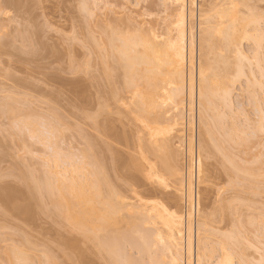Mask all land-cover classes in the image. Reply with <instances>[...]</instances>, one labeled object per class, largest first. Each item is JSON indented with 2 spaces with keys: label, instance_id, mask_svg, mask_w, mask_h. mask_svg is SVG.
I'll return each mask as SVG.
<instances>
[{
  "label": "bare ground",
  "instance_id": "obj_1",
  "mask_svg": "<svg viewBox=\"0 0 264 264\" xmlns=\"http://www.w3.org/2000/svg\"><path fill=\"white\" fill-rule=\"evenodd\" d=\"M138 1L140 3V0H137V2ZM254 1H256V0H209V2L203 3L204 8H203V6L201 7L200 5L198 6V4H197L199 9L201 8V10H199L200 15L198 18L199 21L197 23V37H195V34H196L195 27L191 28L192 24L190 23L191 18L195 17L194 12L196 9H194V8H198V7H193L194 10H191L192 5L196 6L194 0L193 1L192 0H163V3H164L163 7H165L163 9H167L166 11H168V13H167V15L165 14L166 17L163 21L164 27L163 26L162 27L164 29L162 28L161 29L162 31H159L157 29V32L159 31L160 33H162L164 30V32L161 35L160 34L158 35V33H154L155 32L154 30H156V26H154L155 28L153 27L152 29H150L151 32H150L149 36L145 37V38L143 37L144 35L142 36L143 33L140 35L138 33L139 30H136V29L130 28V29L124 30L125 29L124 28L123 30L122 29L121 30L125 33H122V31L118 32L116 30L117 28H115V26H113L111 23H108L107 25L103 26V28H101L99 26V30H101V31L98 34H99V36L101 35V38H100L101 40L98 38L96 39L95 37L93 38L91 36L92 42H90V41L89 42L93 43L92 46L94 45V47H98L97 51L99 49V51H98L99 53L96 52V50H95V52H96V54L98 53V55L100 57H103L102 61H103V63H106L105 65H107L105 67V65L102 64V65H104L105 69L104 68L103 69L106 70V74H105V78H103L101 85H104V80H105V82H108V80H111L112 78H114L112 76L114 74L113 72H115V70L112 72L114 66L111 68L112 69L111 70V69H109L108 64L110 63L109 61L112 60L113 52L117 51L118 55L115 54L116 57L114 55L113 58L115 57V59H113V60H116L115 63L118 62V65H120V67L122 68L121 71L124 70V79L125 80H122V81H123V85L125 86L124 89L126 91H128L130 96H131V106L133 107L132 110H130L131 108L129 106V108H130L129 114L132 115V116L130 115L132 121L134 120L133 125L136 121L135 125H139L140 127H142V128H140V131L142 129L143 135L139 131L135 133L136 134L135 141L137 140L136 137H138L137 142H139V145H138L139 150L137 148V151H138L137 154H139V159L135 158L136 157L135 155H131L133 152L134 153L137 152V151L135 152L136 148L133 151L134 147L133 148L131 147L132 152L131 153L129 152L130 146H131L129 143L127 144V147H129V149H128V151H126V152H128V154L126 155L128 160H126V158L124 159L123 157H121L122 151L120 152L121 154L118 155L117 152L115 150H113L114 148L112 149L111 146H110L111 148L106 146L107 147L106 151L110 155V157H108V155L106 154L107 155L106 157L109 158V161H106V162L102 159H99L98 157H97L98 159H95L96 156L94 158L93 157L94 154L91 156L95 160L91 156L88 157V154L90 155V153L91 154H92V152L94 153V151L91 152L90 149H89L90 153H88V154L86 153V155L84 154L85 155L84 157L87 159V161L85 160V158H83L81 160V162L78 160L80 162V164L77 161H75V162H77L78 164L74 163V161H73V163H71V162L68 163L69 161L65 157L68 156L70 161L73 160V157H71L72 158L71 159L69 155H67V156L66 155H59V154L53 153V151H52V153H50V156H52V154H56V156L53 155L54 157L53 156L51 157L52 162L49 161V162H51V165H49V168H48V171H47V174L45 175V177L42 175L43 180H41V181L37 180V178L35 177L36 175L35 176L33 175V177H35V179H34L32 177V174L30 175V173L28 172L30 176L28 175V177H26L25 173H24V176L26 178L22 177L23 179L25 178L24 179L25 184H24V186L22 185L21 189H17V188L14 189L11 187L9 188L8 186H7L8 188H5V189L3 188V190L1 189V192H0V195L2 193V200L1 201H2V204L5 205V208L8 211V213L13 212V213H17V214H23V216L31 218V216L33 217V215L37 211L39 212V209L43 210V209H41L42 208L41 206H42L44 200L50 201V203L52 204V207H54L53 209L55 210L54 216L57 215L58 218L60 217L62 219H65L63 221H66L67 224L69 223V226L71 227V231H74L76 233L81 234L88 241V243H90V245L94 244L93 246L91 245L92 248H94V249L98 248L99 254L102 255V257H104V254H105L104 260H106V264H161V263L162 264H211L214 259H215V261H214L215 264H247V261L245 260L246 259L245 256H247V254L245 255L244 254L245 252L241 253V251H239V246L241 247L240 238H242V237H240L241 231H235L234 230L235 225L233 227L234 232L233 231L232 232L227 231L229 234L223 233V236L221 237V239L219 238L220 240H218L217 245H215L216 240L213 239V237H214L213 235H214L215 231H217V228L214 227L215 225L212 224L214 222L212 221L210 216H212L213 213L215 215V212L216 213L218 212V211H216V209L218 210L219 207L215 209V212H213L212 215H210L212 209L210 210V214L207 215L206 214L207 210L205 212L204 208L202 207V200L200 198L201 196L199 195V193H197L195 196V197H197L196 203L194 202V192H193V188H192L193 182L190 181V183H192V184H190L188 181L189 184L185 185L186 181H185L184 175L186 172L184 173L185 170H184L183 166H181V163H180L181 159L183 158V157L180 158V155H181L180 153L184 152V151L181 152V149H184V148H182L183 145L180 146V144H182V142H183V140H182L183 136L180 139V137H181L180 133L183 134L182 131L185 130V129H183L184 128V120H185V117H184L185 114H183V113H185V111H183V109H185L184 108L185 107V100H186L185 96H186V98H187V96H189V98L191 99V103H192L191 104V106H192L191 111L194 109L193 104H195L194 103L195 98L197 101L196 103H198L197 104L198 106H196V108L198 111L197 113L199 114L198 117H199V123L200 124L199 123L198 124L200 125V129H201V131L199 130V132H198L200 134L201 141L198 139L200 142L198 143L199 147H198L197 152H196L197 153V155H196V157H197V160H196L197 168L196 169L198 171L197 175H199V174L203 175V173H205L204 172V170H205L204 166H206V165H205L204 161L207 160L205 158V156L208 154H212L213 151L217 152L218 155H221V153H222L228 158L229 152H227V151H228V149L231 150V147H234V145L239 144V146L244 145L245 147H247L248 140H246V139L243 140L240 137H239V139L237 138L239 136L238 134H241L236 129L237 127H232L233 129L230 131H228L229 130L228 129L227 130L228 132L226 130L222 129V127H220L222 125H220L219 122L221 121V119H224V121H225V118L222 117L223 113L222 112L220 113L219 110H217L218 109L217 104L222 103V105L225 106V108H223V109H226V107H227V109L232 108V105H233L232 98L234 95V91L236 89L237 81H239L243 77H247L248 83H253V81L250 77L254 76V74H253L254 72H253V69L250 68L251 67L250 66L251 65L250 58H249V56H247V54H246V52L242 46V41L243 40H252L254 42V45H255L257 50L264 47L263 46L264 34L261 32L262 30L260 29V23H261V20L263 19L264 15L258 14V12H256L255 4L253 3ZM261 1L263 2L264 0H260L259 2H261ZM149 2L147 1V4ZM151 2H152V0H151ZM155 4H157V3L155 2ZM240 5L246 9V12L241 11ZM149 6H147V7H149ZM156 8H158L160 10V6H158ZM159 10H158V13H160ZM162 11H164V10H162ZM0 12H1V10H0ZM142 16H143V14H142ZM129 17H131V16L129 15ZM127 19L132 20L133 18L132 19L127 18ZM121 20L123 21L126 19L124 18ZM156 22L158 23V20ZM192 26H195V25H192ZM149 28H151V27H149ZM118 29L120 31V28H118ZM24 31H26V30H24ZM20 33H21V31H20ZM26 33H27V31H26ZM23 37H25V36H23ZM117 39L120 43L117 41ZM95 40H97L96 44H95ZM98 40H100L101 42H98ZM31 43H33V42H31ZM116 43H118V44H116ZM53 53H54V51H53ZM191 54H192V57L196 54V58L195 57L191 58ZM257 57H258V54L255 55L256 59H257ZM190 59L191 60L194 59V62L196 63V69L194 66L195 64L193 65V63H194L193 60H192V63H190L191 62ZM195 59H196V61H195ZM102 61H100V62H102ZM115 63L113 62L112 64H115ZM248 65L250 66L249 68H248ZM109 66L111 67V63L109 64ZM117 67L118 66L116 64L114 69H116ZM189 67L192 68V72L193 71L196 72V74H195V72H193L194 76H196V79L194 78L193 74H190L191 70H188ZM99 72H101L100 69H99ZM117 74H115V75L117 76ZM111 76H112V78H111ZM95 78H97V77H95ZM53 79H55V77ZM101 79L98 78V81L99 80L101 81ZM114 80H116V77ZM195 80H196V85H195ZM111 81H113V80H111ZM113 82L115 83V81H113ZM106 84H108L107 85L108 89L112 88V86L110 88L109 82ZM106 84L104 85V87H106ZM124 86H122V87H124ZM189 87H190V89H189ZM100 95L101 96H99V97H101V98L104 96L103 97L104 99L102 98V101L106 100V101H104V102H106V104H104V105L107 106V108H108V106L112 105V104H109L110 102L108 100H112L111 103L114 100V103H115V101H116L115 99L118 98L117 96L115 98L113 93H111L109 90L104 92V94H100ZM97 99H99V98H97ZM6 101H8V100H6ZM10 101H12V99H10ZM99 102H100V100H99ZM217 102H219V103H217ZM10 103L11 104L14 103V105L17 104L16 101H14L13 103L12 102H10ZM24 105H25V103H24ZM3 106H5V105H3ZM16 106H19V105H16ZM5 107L10 108L11 106L9 105V107L8 106H5ZM5 107H2V108L0 107V109L4 108L2 111L3 113L6 111ZM165 108L167 110L164 111ZM13 109H15V108L13 107ZM13 109L10 108L7 110V112L14 114L16 111H14ZM100 109H102V111H103V108H100ZM108 109H110V107ZM223 109H221V110L223 111ZM54 111H56V110H54ZM230 111H232V110H230ZM166 112H167V114H169L171 116H169V115L167 116V114H165ZM18 113L20 114L21 112L19 111ZM262 113H264V112H261V110H260V114H262ZM21 114L23 115V111ZM24 114H26V113L24 112ZM55 114H57V113H55ZM97 115H100V114L98 113ZM165 115L168 117V119L165 117ZM10 116H11V114H10ZM25 116L26 115H24V117ZM223 116H225V115H223ZM13 117H14V115H13ZM19 117H21V116H19ZM189 117H190V115H189ZM260 117H261L260 119H262V120L259 122L262 123L264 120L263 114ZM21 118L17 119V120H19L18 122L16 120L14 121L15 124H16V122L18 124L20 122V120H22L20 122L19 126L16 125V127L18 126V129L16 128V130H15V128H14L15 125H14V123L12 124V126L14 125L13 130H15V132L17 131L19 133V135L21 134V139H23L24 135L26 136L28 131H29V133L37 132L36 129L38 127H40L39 125L38 126L35 125V123L37 124V122H35V123L31 122L32 118L30 116L27 118H22V119ZM47 118H48V116H47ZM91 118H93V117H91ZM94 118L93 119H94V123H95V121H98V120H96V118H98V117L94 116ZM163 118L165 121L162 120ZM23 119H26V121H23ZM28 119H30L29 120L30 122L27 121ZM37 119H35V121ZM59 119H61V118L59 117L57 120H59ZM166 119L168 120L167 122H166ZM32 120H34V119H32ZM41 120H43V119L40 118V125H41V122L42 123L44 122ZM53 120L51 119V123ZM57 120H55V121H57ZM192 120H194V119H192ZM37 121H39V120H37ZM55 121H54V123H57ZM100 121L101 120L99 119V122ZM162 121L165 122L162 125L163 127L161 126ZM99 122H97V123H99ZM188 122H191V121H188ZM48 123H50V122H48ZM57 124H55V125H57ZM52 125H54V124L52 123ZM52 125H50V126L48 125L49 129H48L47 125H44V127H46L48 130H50L52 128L51 127ZM98 125H101V124L99 123ZM58 126H60V125L58 124L57 127ZM101 126H103V124ZM160 126H161V128H160ZM166 126H168L167 127V129H168V133H167L168 136L167 137H169V134H170V137L169 138L166 137V139H165V138H163V136L160 137V135L164 133L163 130H162L163 133H162V131L160 132V129L166 130L165 129ZM261 126H263V125L262 124L259 125V129L261 128L260 130L263 131L264 126H263V128ZM44 127H41V129H43ZM60 127H58L56 129L57 132L60 131V129H61ZM192 127H193V124H192ZM55 128L56 127H54L53 129H55ZM66 128L63 127V129H66ZM100 128H102V127H100ZM58 129H59V131H58ZM113 129H114L113 127H112V129H110V127H109V130L107 132H109V134H112ZM138 129H139V127L137 128V130ZM221 129H222V131H224L223 135L221 133ZM39 130H38V132H39ZM48 130H47V132H48ZM239 130H240V128H239ZM61 131H62V129H61ZM166 131H165V133H166ZM22 132H24L25 134ZM54 132H55V130H54ZM99 132H100V130H99ZM137 133H139V134H137ZM165 133H164V136H166ZM31 134H30V136H32ZM48 134H49V132H48ZM55 134H57V133H55ZM63 134H65V133H63ZM130 134L131 133H129V136H130ZM22 135H23V137H22ZM49 135H51V134H49ZM62 135L60 137H63ZM118 135H119V133H118ZM121 135H122V133L120 134V136ZM127 135L128 134L125 132V134L123 133V135L121 137L118 136V139L121 138L123 141H125L127 143L129 141V137ZM134 135H133V137H134ZM147 135H148V137H147ZM219 135L222 137H220ZM236 135H238V136L236 137ZM242 135L244 136V133H242L240 136L242 137ZM40 136H39V138H40ZM141 136H143V137H141ZM157 136L160 137V139ZM206 136H207V138L210 137L209 139H211V141L209 139L206 141L205 140ZM253 136L255 137V135H253ZM18 137H16V138H18ZM26 137H28V136H26ZM57 137H59V136H57ZM112 137H114V136L112 135ZM145 137L152 140V141H150L152 143V145L150 147L147 146V145H150V142H147L149 140L148 139L145 140ZM63 138H62V140H63ZM222 138H223V140H222ZM24 139H23V141H24ZM51 139H50V141H51ZM53 139L54 140H52V141H54V142H50V141H47V142H50L51 144L53 143L54 145H57V144H55L56 143L55 141H58L61 138L57 139L55 136ZM177 139L179 141L182 140V142L179 143ZM192 139H193V137H192ZM144 140L148 144H145L146 142H144ZM175 140L177 141V147H176ZM118 141H120V140H118ZM208 141L210 142V144H208ZM47 142H45V143L47 144ZM178 143H179V145H178ZM192 143L194 144V141ZM192 143H190V144H192ZM51 144H50V146H51ZM22 145H23V143H22ZM24 146H25V144H24ZM27 146H29L28 143H27ZM53 147L56 148V147H58V145L53 146ZM98 147H100V146H98ZM146 147H148V149ZM46 148H47V145H46ZM94 148H96V147H94ZM124 148L126 149V147H124ZM151 149H153L154 151L155 150L156 151H160V150L163 151V149L166 151L169 149V151H171V152H166V154H165V151H163V153L165 155H167V154H168V156L171 155V159L166 158V159L160 161V163L162 162L163 167L165 168V170H167L168 174L172 178L171 180L175 181L176 184L174 183V185L180 186L181 189L179 188L180 189L179 193H178V187L175 186V188H177V191L174 188V190L178 194H180L181 190L183 191L184 186H185V188L187 186L186 193L184 192L185 189L183 191V193H185V194L182 193V195H177V196L174 194L175 197H173L174 195L170 191L172 195L171 194L169 195V191L166 190V188L169 187V183H170L169 179L165 178V181H164V179H163L164 176L162 177V175H160V172H158L163 167L160 168L159 170H157V166L160 165V163H159V161H156L157 159L155 160V158H154V160L156 161L157 164H156V166L153 164L152 165L149 164V166L147 167L148 172L145 176H147V175L150 177L153 176V179H151L152 181L154 180V178L155 179L156 178L161 179V180L156 179V182L158 183V185L161 186L160 183L162 182V186L163 185L168 186V187H165V186H163V187L161 186V187L165 188L163 190L165 192L168 191V195L173 197V198L169 197V201H170V198H172V200H173V202H171V203L168 202L169 204H166V202L168 200L166 201V199H164L167 192L165 193L164 191H162V189H161V191H162L161 192L159 190L160 188H158V185H156V184L152 183V185L153 186L155 185L158 189L155 187H152V188L149 187L150 189H148L146 191H143V192L138 191V189L140 190V187L138 186V185H140L139 184L140 179L138 178L140 176L137 177L136 174L137 175L141 174L144 171L142 168L146 169V166L145 167L142 166V164H143L142 161L149 162L147 159V155H148V152L152 151ZM100 150H102V149H100ZM56 151H57V149H56ZM62 151L64 152V150H62ZM89 151H87V152H89ZM146 153H147V155H146ZM190 153H191L192 157L194 158L193 155H195L194 154L195 151H194L193 146L189 147V151L187 154H190ZM82 154H81V156L83 157ZM63 156L68 162L65 161V159H62ZM129 156H130V158H129ZM210 156H209V158H210ZM90 157L92 158L91 160L94 161V162L92 161L94 163V165H93V163L91 164V161L89 160ZM108 158H105V159L108 160ZM77 159H80V158L78 157ZM152 159L149 163L153 162ZM231 159L229 158L227 160L229 161ZM88 160L90 162H88ZM84 161H86L88 164L90 163V165H88L86 162L84 163ZM228 161H226L225 164H227V166L230 167V165L227 163ZM144 164H146V163L144 162ZM232 164H233L232 166H234L235 171L237 172V173L234 172L235 176L236 177L240 176L238 173L243 172L241 170V168H243V167H238L237 163L232 162ZM87 166L88 167L91 166V168L88 169ZM243 170H244V173L248 172L250 174L249 175L248 173H246L249 175L246 177L252 176V178H249V179H251V181H252V179H254V177L256 175H258V176L261 175V174L253 173L252 170L246 171L245 168H243ZM192 173H190V171H189L190 175H187L189 177H187L188 179L186 178V180H190L189 178H191L190 176ZM227 173H228V171H227ZM230 173H231V171H230ZM244 173H242V174H244ZM257 173H259V172H257ZM143 174H144V172H143ZM143 174L141 177H143ZM113 175L117 176L118 179L120 178V180H121V178H123L124 181H126V185L128 184V187L127 188L125 187L123 189L122 187L117 185V183H115L113 181V178H112ZM232 176H233V174H232ZM117 177H116V179H117ZM240 177L244 178L243 176H240ZM240 177H238V178H240ZM259 178H261V177H258V179ZM147 179H150V178L148 177ZM197 179H199V178H197ZM233 179L237 180L235 177ZM261 179H259L257 181H260ZM166 180L169 182V183H167V185L165 184L167 182ZM242 180H240V181H242ZM121 181H123V180H121ZM148 182H149V180H148ZM254 182H255V179H254ZM231 183L233 184V180L231 181ZM237 184H240V182L238 181ZM152 185H150V183H149V186H152ZM121 186H123V185H121ZM137 186H138V189H137ZM141 188H142V186H141ZM256 188H258V187L255 185L253 186V188L251 187L250 188L251 192L255 193V191L258 190ZM253 189H256V190H253ZM122 191L124 192V194H122ZM163 194H165V195H163ZM0 198H1V196H0ZM184 198L186 199V202L188 203V204H186V207L189 206L188 211L186 210L187 212H185V210L182 209V208H184V206L183 207L181 206V202L183 203ZM239 199H241V198H239ZM164 200L166 202H164ZM231 200L232 199H230V201ZM218 202H220V201H218ZM239 202L236 204L240 205L241 203H239ZM193 203H195V206H196L195 207L196 217L194 216L195 213H193V206H194ZM221 203H222V201H221ZM47 205H49V207L51 206L50 204H47ZM229 205H231V204H229ZM232 206H234V205L232 204ZM190 207L192 210L190 209ZM221 207H223V205ZM231 207L230 208L227 207V208L231 209ZM235 207L236 206H234V209H235ZM47 208H48V206H47ZM207 208H209V207H207ZM126 211H127V213H129L128 215H127ZM212 211H214V210H212ZM229 211H231V210H229ZM237 211H238V209H237ZM123 212L126 214H124ZM235 212H236V210H235ZM51 214H53V212H51ZM218 215H219V213H218ZM230 215H232V214L230 213ZM230 217H229V219H230ZM214 221H215V219H214ZM231 223H232V221H231ZM234 223H238V222H234ZM231 226H232V224H231ZM253 228H255V227H253ZM237 229H239V226L237 227ZM256 230H257V227H256L255 231ZM257 231L255 233H257ZM224 234H226V235H224ZM257 236H258V234H257ZM253 237H255V236H253ZM71 239L72 240H70V241H66V239H65L66 245H64V246H67L66 248L70 249V251H71L70 258L74 259L77 257V258H79L78 261L81 260L79 263L83 262V264H91V262H86L87 261V256H85L86 252L84 253L82 250H80V246L78 245V241H76V240L73 241V238H71ZM243 240H245V239H243ZM247 241L248 240H246V242ZM249 242H247V244L250 246L251 242L250 243ZM213 243H215V244H213ZM27 244H28V242H27ZM30 246L31 245L29 244V247ZM95 246L97 248H95ZM129 247L133 250L135 249V253L137 252V255L139 254V256H138L139 260L136 259L135 256H134L135 257V259H134V257L132 256L134 254H132V255H130V253L128 254ZM17 248L13 247L11 251L9 250L8 255L6 253V256H8V259L6 261L7 264H32L31 258L29 255L30 252H29V250H26L27 246L26 247L20 246L21 249H19V248L17 249ZM241 249H243V248H240V250ZM100 251L103 253H100ZM67 254H69V253H67ZM97 254H98V252H97ZM100 255H99V257H100ZM31 256H32V254H31ZM74 256H76V257H74ZM46 257H48V256H46ZM238 259L240 260V262ZM55 261H57V260H53L50 257H48L46 259L47 264H57ZM42 262H45V259H43ZM92 262H93V260H92ZM214 262H213V264H214ZM35 263H36V261H35ZM3 264H4V262H3Z\"/></svg>",
  "mask_w": 264,
  "mask_h": 264
},
{
  "label": "rangeland",
  "instance_id": "obj_2",
  "mask_svg": "<svg viewBox=\"0 0 264 264\" xmlns=\"http://www.w3.org/2000/svg\"><path fill=\"white\" fill-rule=\"evenodd\" d=\"M147 1L148 2L150 1V2L147 4ZM194 1H195L196 6L192 5L191 10L196 9L194 12L195 17H193L194 19L191 18L190 23L195 26H192L191 24L190 25H191V28L195 27V31H196L195 37H197V23L199 21L198 18L200 15L199 10H201V8L199 9L198 6L200 5L202 7L203 3L204 2L207 3L209 2V0L208 1L207 0H194ZM259 1L256 0L253 2L255 4V10L256 12H258V14L264 15V1L263 2L262 1L259 2ZM155 2L157 4H155ZM157 5L160 6V10L156 8L158 7ZM163 5H164L163 0H152V2L151 0H142V1L140 0V3L139 1L137 2V0H120V1L119 0H0V10L2 12V13L0 12V26H1L0 27V107L1 108L5 106L9 107L10 105L11 106L10 108L13 109L14 107L15 109L13 110L17 112V113L15 112L14 114L9 113L7 112V110L10 108L5 107L6 111L4 110L5 112L3 113L2 111L4 108L0 109V113H1L0 114V192H1V189L3 190V188L5 189L8 187L9 188L11 187L14 189L16 188L21 189L22 185L24 186L25 184L24 179L28 177L29 173L30 175L32 174V177L33 175L34 176L36 175L35 177L37 178V180H40V181L43 180L42 175L45 177V175L47 174L49 165H51V162H52L51 157L53 155L56 156V154L66 155V156L69 155L70 158L73 157V160L70 161L68 156L65 158L69 162L64 158V156L62 157V159H65V161H67L68 163L70 162L73 163L74 161V163L78 164L77 162L79 161L81 162V160L85 158L84 156L86 155V153L87 154L90 153L89 149L91 150V152L94 151V153L92 152V154L91 153L90 155L88 154V157L94 154L93 157L95 158L96 156L95 159L99 158V159L104 160L105 162L109 161L108 157H110V155L106 151L107 149L106 146L108 147L111 146L112 149L114 148L113 150H115L118 155L122 153L121 157H123L124 159L126 158V160H128V158L126 157V155L128 154V152L126 151H128L129 149V147H127L128 143L131 145V146L129 145L130 150L133 147H134L133 151L135 148H136L135 152L137 151V148L139 150V146H138L139 142H137L138 137H136L137 140L135 141V136H136L135 133L139 131L143 135L142 129L140 131V128L142 127H140L139 125H135L136 121L133 125L134 120L132 121L131 119L132 115L129 114L130 110H132L133 107L131 106V96L129 92L124 89L125 86L123 85V81H122V80H125L124 70L121 71L122 68L120 67V65H118V62L115 63L116 60H113L116 57L115 54L118 55V53L117 51L113 52V56L115 55V57L113 58L112 56V60L109 61L111 63V67L109 66L110 63L108 64L109 69H111L113 66L115 67L116 64L118 66L116 69H114V67H113V70L111 69L112 72L114 70L115 72H113L114 74L112 75L114 78H112L111 76L112 79L111 78L110 79L115 81V83L111 80H108L110 88L112 86L111 89H108L107 87L108 84H106L108 82H105V80H104V85L106 84L107 88L104 87V85H101L103 78H105V74H106V70H104L105 69L104 65L106 63H103L102 61L103 57H100L98 55L99 53L98 52L99 49L97 51L98 47H94V45L92 46L93 43H90V42H92L91 40L92 37L93 38L95 37L96 39L101 38V35L99 36L98 34L101 31L99 30V26L103 28V26L107 25L108 23H111L113 26H115L118 32H121L124 28H125L124 30L130 29V28L139 30L138 33L140 35L143 33L142 36L144 35L143 36L144 38L148 37L151 32L150 29L156 26V30L153 29L155 31L154 33H158V35L159 34L161 35L164 32V30L162 33H160L159 31H162L161 29L164 27L163 21L168 13V11H166L167 9H163L165 8L163 7ZM193 7H198V8L193 9ZM161 9L164 11H162ZM240 9L242 12H246V9L242 7L241 5H240ZM158 10L160 13H158ZM129 15L131 17H129ZM125 16L126 17L128 16L127 18H131V19L133 18V19L128 20ZM124 18L127 21L121 20ZM157 20H158V23L156 22ZM118 28H120V31ZM157 29L159 30L158 32H157ZM260 29L262 30L261 32L264 34V17L261 20ZM24 30H26L27 33ZM122 33H125V32L122 31ZM100 40H98V42H101ZM96 41L97 40H95V44L97 43ZM242 46L247 56H249L250 58L251 65L250 64L249 65L251 67L248 65V68L250 67L253 69L254 76L250 77L253 83H248L247 77L241 78L236 83V89L234 91V95L232 98V102H233L232 108H228L229 110L227 109V107L226 109H223L225 108V106H223L222 103L217 102L219 103L217 104L218 106L217 110H219L220 113L222 112L223 113L222 117L225 118V121L224 119H221V121L219 120L220 122L218 121L220 125H222L220 127H222V129L226 131L228 129H229L228 131L232 130L233 129L232 127H237L236 129L238 130V132L241 134L244 133V136L242 135L241 137L240 136L241 134H238L239 136L236 135V137L238 136L237 137L238 139L240 137L243 140L244 139L248 140L247 147H245L244 145L239 146V144L234 145V147L230 146L231 150L228 149L227 151L229 152L228 158L222 153L221 155H218L217 152L213 151L212 154H208L205 156V158L207 159L204 161L206 165L204 166L205 173H203V175L199 174L201 177L197 175L198 171L196 169L197 168L196 166L197 153L196 152L199 147L198 143L201 141L200 134L198 133L199 130L201 131V129L199 125L200 124L199 117H198L199 114L197 113L198 111L196 108V106H198L197 105L198 103H196L197 101L195 98V101H194L195 104H193L194 105L193 107L195 110L193 109L191 111L192 103H191V99L189 98V96H187V98L185 96V99H186L185 107H184L185 109H183V111H185V113H183L185 114L184 115L185 117L184 128H183L185 130L182 131L184 135L180 133V136H181L180 139L183 136L182 140L184 143L182 142V140L180 141L178 139L177 140L179 143L182 142L180 146L183 145L182 148H184V149L180 148L181 152L184 151L183 153H180L181 154L180 158L183 157L180 163H181V166H183L185 170L184 173L186 172L184 175V178L186 181L185 185H188L190 181L193 182V184L192 183L190 184L193 185L192 188L194 192V202L196 203L197 197L195 196L197 193H199V195L201 196L200 198L202 200V207L204 208L205 212L207 210L208 212V213L206 212L207 215L210 214L211 209L214 211L211 210L210 215H212V213L215 212V209L218 207L222 210L221 211L218 208V210L216 209V211L218 212L217 213L215 212V215L214 213L212 216L209 215L212 221L214 222L212 224L215 225L214 227L217 228V231H215L213 235L214 236L213 239L216 240V244L215 243L213 244L217 245V241L221 239V237L223 236V233L229 234L227 231L232 232L234 225L235 227L239 226V229H237V227L236 228L234 227V230L241 231L240 237L242 238H240L241 247L239 246V251H241V253L245 252L244 253L245 255L247 254V256H245L246 258L245 260L247 261V264H264V260H263L264 259V177H263L264 176V130L262 131L260 130L261 128L259 129V125L262 124L264 126L263 124L264 120L262 123L259 122L262 120L260 119L261 118L260 116L262 114L264 116V113L260 114V110L261 112H264V47L257 50L252 40H243ZM95 50L96 52H98L97 54ZM256 54H258L257 59L255 58ZM194 57L196 58V54L193 57L191 54V58H194ZM192 60L194 62V59ZM192 60L190 63H192ZM113 62L115 64H112ZM193 65L195 66V69H196L195 62L193 63ZM106 66L107 65H105V67ZM191 67H189L190 69L188 68V70H191L190 74H193L194 76L193 72L195 71L192 72ZM99 69L101 72H99ZM115 74H117V76ZM54 77L55 79H53ZM115 77H116V80H114ZM98 78L100 79L102 78L101 81L99 80L100 82L98 81ZM194 78L196 79V76H194ZM195 85H196V80H195ZM107 90L113 93L115 98L116 96L118 97L117 99H115L116 100L115 103H114V100L112 103H111L112 100H108L110 103L107 101L109 104H112L111 106H108V108L110 107V109H108L107 106L104 105L106 104V102H104L106 100L102 101V98L104 96L102 95L103 96L102 98L99 97L101 96L100 94H104V92H106ZM9 98L12 99V101H10ZM5 99L8 101H6ZM13 100L16 101L17 104L16 103L15 104L19 106L14 105ZM99 100L100 102L101 101L102 102L100 103ZM10 102H12L13 104H11ZM129 106L131 109L129 108ZM99 107L103 108V111ZM53 109L56 110L57 112L54 111ZM221 109H223V111ZM165 110L167 109L165 108L164 111ZM19 111L21 113L23 111V115L21 113L19 114L18 113ZM24 112L26 114H24ZM54 112L57 114H55ZM96 113L97 114L99 113L100 115H97ZM165 114H167V112ZM13 115L15 118L13 117ZM24 115L26 116L24 117ZM168 115L169 114H167V116ZM19 116H21L22 118H27L30 116L32 119H34V120L31 119V122L33 123L37 122V124L35 123V125L40 126L36 129L37 132L35 133L31 132L32 133L31 134L29 133V131L28 133L26 132L27 133L26 136L28 137H26L24 135L25 133L22 132L24 133L23 134L24 137L23 135L22 137L23 139L25 138L24 139L25 142L23 141V139H21V134L19 135L17 131L15 132L16 128L18 129V126L20 122L22 121L20 120V122L17 124V122L19 121L17 119L21 118ZM94 116L98 117L96 118V120L98 121H95V123H94V119H95ZM167 116L165 115V117L168 119ZM59 117L61 119L57 120ZM91 117H93L94 119ZM40 118L43 119L41 121H44L43 123L41 122V125H40ZM50 118L52 120L54 119L52 121L54 125L58 123L61 126V127L60 126L58 127H60L62 131L59 128L60 131L58 129L59 132H57L56 129L58 128L57 127L58 124L55 126L52 125ZM35 119L39 121L37 120L35 121ZM99 119L102 122L101 121L99 122ZM167 119H166V122L168 121ZM15 120L17 121L16 124L14 122ZM29 120L30 119H28L27 121ZM162 120L165 121L164 118ZM23 121H26V119H23ZM47 121L50 123H48ZM54 121L57 123H54ZM163 121H162L161 126L165 123ZM188 121H191V122H188ZM97 122H99L101 125L103 124V126L98 125L99 123ZM13 123L15 125V126L13 125L15 130H13V126H12ZM192 124L194 128L192 127ZM16 125L18 126L16 127ZM44 125H47V126L52 125L51 126L52 128L48 130L49 126L47 129L46 127H44ZM99 126L102 128H100ZM263 126L261 127L263 128ZM41 127H44V128L41 129ZM54 127L56 128L53 129ZM63 127L65 128L67 127L66 128L67 130L63 129ZM109 127L110 129H112V127L114 128L112 130L113 133L111 132L112 134H109V132H107L109 130ZM136 127L137 128L139 127V129L137 130ZM167 127L168 126H166L165 128L167 131L164 129H160V132L163 130L165 133L166 131L165 133L166 136H164V133L162 131L163 134H161L160 137L163 136V138L166 139V137L168 136ZM46 129L48 130L49 134H51L52 136L48 134ZM222 129H221V133L223 135L224 131H222ZM125 132L128 134L127 136L129 137V141L127 143L123 141L121 138L118 139V136H120L121 133L122 135L123 133L125 134ZM128 132L131 133L130 136ZM13 133L14 134L16 133V134L14 135ZM42 133L43 134L45 133L44 134L45 136ZM30 134L32 136H30ZM132 134L133 135L135 134L134 137ZM252 134L255 135L256 138ZM61 135L64 138L60 137ZM112 135L114 137H112ZM39 136L41 139L39 138ZM53 136L54 137L56 136L57 139L61 138L60 140H58L59 142L61 141L60 143L58 141H55L56 142L55 144L58 145V147L56 148L53 146H57V145H54L53 143L52 145L50 143V142H54L52 141L54 140ZM147 137H145V140L147 139L149 140L147 142L152 141ZM160 137L158 138L160 139ZM169 137H170V134H169ZM192 137L194 140L192 139ZM209 138L210 137L207 138L206 136L205 140L207 141ZM117 139L120 141H118ZM145 140L144 142H146ZM209 140L211 141V139ZM47 141H50V142H47ZM191 141L192 142L194 141V144ZM21 142L23 143V145ZM45 142H47V144ZM147 142L145 144H148ZM27 143L29 146H27ZM44 143L47 145V148ZM175 143L177 147L176 140H175ZM208 144H210L209 141H208ZM151 145L152 143L150 142V145H147V146L150 147ZM98 146H100L101 148ZM191 146L194 147V151H195L194 153L195 155H193L194 158L192 157L191 153L187 154L189 151V147ZM124 147H126V149ZM146 148L148 149V147ZM62 150L66 152L64 153ZM130 150L129 152L131 153L132 150L131 151ZM151 150L152 151L148 152V155L146 153V155H147L148 161L150 162L151 159L153 158L152 159L153 162L149 163L146 161H142L143 163L142 166L143 167L146 166V169L142 168L144 170L143 171L144 174L143 172L138 175L136 174L137 177L140 176L138 178L140 179L139 184L142 186V188L140 185H138L140 187V190H139L137 186V189L140 192L146 191L152 187L157 188L155 185L153 186L152 183L158 185V183L156 182V179L161 180L158 178L156 179L154 178L153 180L154 182H153L151 180L153 179V176L152 177L148 175L145 176L148 172L147 167L149 166V164L151 165L153 164L156 166L157 164L156 161H159L160 163V161L166 158L171 159V155L170 156H168V154L165 155L166 152H171L169 151V149L166 151L163 149V151H165V154L161 150L160 151H156V150L154 151L153 149ZM52 151L53 153H56V154H52V156H50V153H52ZM137 153L138 151L136 153L133 152L131 155H135L136 157L135 156L134 157L139 159V154ZM81 154L83 155V157L81 156ZM106 154L108 155V157H106L107 156ZM78 157L80 159H77ZM91 157L89 158V160L91 161V164H92L94 161L91 160L93 158ZM105 158H108V160ZM154 158L155 160L156 159L157 160L155 161ZM229 158L230 159L232 158V159L228 161L227 159ZM85 160L87 161L86 158ZM89 160L88 162H90ZM225 160L228 161L227 163L230 165V167L227 166V164H225L226 163ZM86 161H84V163ZM144 162L146 164H144ZM232 162L237 163L238 167L245 168L246 171L252 170L253 173L261 174V175L260 176L256 175L255 177L253 176L255 179V182H254V179H252L251 181V179L249 178H252V176L246 177V176H249L250 174L248 172L246 173H248L249 175L244 173L243 168H241V170L243 171L241 172L244 174L240 172L238 174L240 176H243L244 178H241L240 176H238L240 177L238 178L235 176V173L237 172L235 171L234 166H232L233 165ZM88 165H90V163ZM162 167H163V164L161 162L160 165L157 166V170H159ZM89 168H91V166H89L88 169ZM163 168L160 169L161 171L159 170L158 172H160V175H162V177L164 176L163 177L164 181H165V178L169 179L170 183L166 180L167 182L165 184L167 185V183H169L170 188L168 186L163 185L165 187H168L166 188V190L169 191V195L171 194V192L173 195L175 194L176 196L182 195L184 189H185L184 192L186 193L187 186L186 188L184 186L183 191L181 190L182 192L180 191V194H178L179 190L181 189L180 186L174 185L175 181L171 180L172 178L168 174L167 170ZM227 168L231 171V173ZM189 171L190 173L192 172L193 173L190 176L191 178H189L190 180H186V178L189 177L187 175H190ZM24 173L26 177L24 176ZM142 174H143V177L145 176L146 178L141 177ZM22 177H25V178L23 179ZM35 177L33 178L35 179ZM116 177L117 176H114V175L112 176L113 181L117 183V185H119L123 189L125 187L126 188L128 187V184L126 185V181H124L123 178H121V180H123L121 181L120 178L118 179L117 177L116 179ZM148 177L150 179H147ZM234 177L240 182V184H237L238 181L234 180L233 179ZM258 177H261L262 179L259 178L261 180L257 181L259 180ZM197 178H199L200 180ZM231 179L233 180V184L231 183L232 181ZM149 183L152 186H149ZM160 185L162 186V182L160 183ZM254 185L258 187L256 188L258 190L255 191L256 194L251 192L250 190V188L251 187L253 188ZM161 186L158 185V188H160L159 190L161 191L162 189V191H164L163 189L165 188H162L163 186L162 187ZM175 186L178 187V193L176 192L177 188H175ZM174 188L176 191L174 190ZM256 189H253V190H256ZM168 191H166L167 192L166 195L163 194L165 195L164 199H166V201L168 200L167 202L164 200L166 204L173 202L172 198L175 197V195L173 197L169 196ZM122 194H124L123 191H122ZM0 196H1L0 198V264H3V262L4 264H7L6 261L8 259V256H6V253L8 255L9 250L11 251L13 247L14 248L18 247L19 249H21L20 246L21 247L27 246L26 250H29L30 252L29 255H30L32 264H34L35 261H36L35 264H44V263L47 264L46 259L48 257L52 258L53 260H57L55 261L57 264H60V263L61 264H78L81 260L78 261L79 258H77L76 256H74L76 258L71 259L70 249L66 248L67 246H64L66 245L65 244L66 241L72 240L71 238H73V241L74 240L78 241L80 250H82L84 253L86 252L85 253L86 254L85 256H87L86 262H91V264L92 263L93 264H106V260H104L105 254H104V257H102V255L99 254V249L96 246L95 248L97 249L92 248L94 244L93 245L91 244L92 245L91 246L90 243H88V241L81 234L71 231V227L69 226V223L67 224L66 221H63L65 219H62L60 217L58 218L57 215L54 216L55 210L53 209L54 207H52V204L50 203V201L44 200L41 206L42 208L40 207L43 210L39 209V212L37 211L38 213L36 212L33 215V217L31 216V218L30 217L28 218L26 216H23V214H17L13 212L8 213V211L5 208V205L2 204V201H1L2 193ZM169 197H172L170 198V201H169ZM230 199L232 200L230 201ZM238 202L241 204L240 205L236 204ZM195 203H193L194 205L193 213L196 212ZM47 204H50L51 206L49 207V205ZM186 204L188 203L186 202V199L184 198L183 203L181 202V206L182 207L184 206V208L182 207L181 208L184 209L185 212L188 211V207H189L188 205H187L188 207H186ZM232 204L236 206L235 209H234V206H232ZM222 205L223 207H221ZM229 206L230 207L232 206L231 209H228L230 208ZM237 209L239 212L237 211ZM235 210L237 213L235 212ZM51 212H53V214H51ZM230 213L232 215H230ZM128 214L129 213H127V215ZM194 216L196 217V213L194 214ZM228 216L232 217V218L230 217L231 220L229 219ZM233 221L238 222V223H234ZM256 227L258 230V231L256 230L257 233H255ZM246 240H248L247 242L250 241L251 242L250 246L252 245L253 247L252 246L250 247L247 244ZM29 244L31 245L30 247H29ZM240 248H243V249L240 250ZM132 250L133 249L129 247V252L127 251L128 254L129 253L130 255L134 254L132 256L133 257L135 256L136 259L139 260L138 258L139 254L137 255V252L135 253V249L133 251ZM97 252L100 255V257L97 254ZM100 253H103V252L100 251ZM43 259H45V262H42ZM214 261L215 259L212 261L211 264H213ZM79 264H83V262Z\"/></svg>",
  "mask_w": 264,
  "mask_h": 264
}]
</instances>
